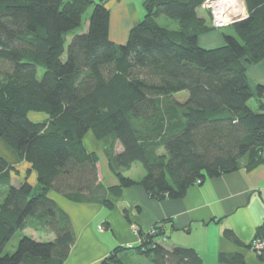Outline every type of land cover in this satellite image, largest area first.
I'll use <instances>...</instances> for the list:
<instances>
[{
  "label": "trees",
  "instance_id": "1",
  "mask_svg": "<svg viewBox=\"0 0 264 264\" xmlns=\"http://www.w3.org/2000/svg\"><path fill=\"white\" fill-rule=\"evenodd\" d=\"M205 1L144 0L142 19L116 44L102 0H0V141L36 176L35 187L26 179L15 187L0 156V264L68 257L74 233L50 191L110 209L107 193L117 199L140 186L152 200H176L207 179L264 163V87L254 94L246 80V65L264 62V0H243L246 18L211 49L197 41L213 30L198 14ZM162 17L176 28L160 25ZM30 113L44 117L34 121ZM88 132L116 186L101 185L99 156L83 143ZM136 164L138 181L125 175ZM166 223L137 231L139 246L117 247L100 264H122L126 250L152 264H202L193 249L158 242ZM26 229L53 240L23 236L5 253ZM252 241L264 242V222ZM246 248L264 264V245ZM219 258L245 264L238 254Z\"/></svg>",
  "mask_w": 264,
  "mask_h": 264
},
{
  "label": "crops",
  "instance_id": "2",
  "mask_svg": "<svg viewBox=\"0 0 264 264\" xmlns=\"http://www.w3.org/2000/svg\"><path fill=\"white\" fill-rule=\"evenodd\" d=\"M102 1L109 11L110 40L124 44L130 29L144 15L143 0ZM197 41L203 49L219 47L223 44L222 32L210 30L198 36ZM246 80L254 94L257 87H264V62L246 65ZM257 100L255 95L254 106ZM259 100L264 105V98ZM87 143L85 141L84 146L88 152H95L100 157L101 185L104 188L116 186L117 180L108 170L99 143L93 142L94 149L89 145L88 148ZM21 163L28 169L27 164ZM134 166L125 175L138 181L143 172L136 169L134 176ZM30 175L36 182L35 174ZM48 197L68 216L74 233V243L62 264H100L117 247L139 246L137 231L148 232L163 221L167 222L162 225L164 236L158 242L167 250L174 247L193 249L202 264H226L219 256L234 254L242 256L245 264H261L246 247L264 222V163L251 171L242 169L207 179L189 187L184 197L176 200H152L140 186L123 190L117 199L107 193L106 200L113 202L110 209L99 203H74L52 191L48 192ZM100 226L103 229L98 231ZM28 230L36 234L32 229ZM35 240L51 241L53 235H37ZM119 257L122 264H152L149 258L134 250L122 251Z\"/></svg>",
  "mask_w": 264,
  "mask_h": 264
},
{
  "label": "rangeland",
  "instance_id": "3",
  "mask_svg": "<svg viewBox=\"0 0 264 264\" xmlns=\"http://www.w3.org/2000/svg\"><path fill=\"white\" fill-rule=\"evenodd\" d=\"M144 1V0H143ZM143 4V2H142ZM244 5V4H243ZM198 13L200 15H202V17L204 19H206L207 23L209 22V25L210 27H212V20H211V15L209 13V11L207 9H204L202 6L201 8L198 10ZM241 16L239 17V19H237L236 21H234L235 23L236 22H239L243 19L246 18V11L245 9L243 8L242 12H241ZM244 13V14H243ZM89 15V13H87L84 18H87ZM158 23L162 26H167L171 29H175L176 28V24L175 22L171 21V20H168L164 17L160 18L158 20ZM230 24L228 26H225L223 28H220V29H214L212 27L213 30H216V31H221L222 33H225V34H230L231 31L228 29V27L230 25L233 24V22H229ZM223 29V30H222ZM41 75V74H40ZM183 97V95H181ZM181 99V97H178ZM262 98H264L262 96ZM253 108H255V106L253 105V102H251V104ZM44 117V115L42 114H37V113H30L29 114V118L31 120H34V121H38V120H41L42 118ZM85 141H87L88 143L86 144L87 147L89 148V146H91L93 149L96 148V146L94 145V137L88 132L85 134L84 138H83V142L85 144ZM89 145V146H88ZM99 146L101 147L102 149V146L99 144ZM116 150L119 151L120 150V147L117 146L116 147ZM103 152V151H102ZM98 155V154H97ZM103 155V154H102ZM0 156H4V158L6 159V161L10 164V166L12 167L13 169V172L11 173V176H12V184L17 187L19 185V182H21L23 179H26L28 183L31 184L32 187H35L36 186V182H35V178H33L30 174L32 173H28L27 174V169L25 168V165L22 164L20 161L17 160V158L14 156V154H12L8 148L5 146V144L0 141ZM102 159V158H101ZM99 160H100V157H99ZM101 166H102V163H101ZM135 168L133 169V174L135 176V174L137 173L136 169H138L139 171H142L141 167L139 166V164H136L134 166ZM137 167V168H136ZM137 175V174H136ZM32 182V183H31ZM197 185V184H196ZM103 229L102 226H100V228L98 227V231H101ZM27 231V232H26ZM40 236L39 233H36V234H33L31 233L30 230H24L23 232H17L12 238L11 240L8 242V244L6 245L4 251L5 253H12L14 252V250L16 249L17 245H18V242L19 240L21 239V237L23 236H28V237H32L33 239H35V236ZM253 242L252 241V246H253ZM252 252V251H251ZM254 253V252H253Z\"/></svg>",
  "mask_w": 264,
  "mask_h": 264
},
{
  "label": "built area",
  "instance_id": "4",
  "mask_svg": "<svg viewBox=\"0 0 264 264\" xmlns=\"http://www.w3.org/2000/svg\"><path fill=\"white\" fill-rule=\"evenodd\" d=\"M225 1V0H224ZM224 1L221 0H206L203 4L202 7L204 9H207L211 15V20H212V27L214 29H220L225 26H228L231 22L235 23L237 19L241 16V12L244 8V3L243 0H237L238 6L237 9L232 6V4L225 3ZM231 6V7H230ZM245 9V8H244ZM244 14V13H243ZM264 97V93H263ZM199 183V182H197ZM100 228V227H99ZM264 242L261 241H254L253 242V249L259 250L263 247Z\"/></svg>",
  "mask_w": 264,
  "mask_h": 264
},
{
  "label": "bare ground",
  "instance_id": "5",
  "mask_svg": "<svg viewBox=\"0 0 264 264\" xmlns=\"http://www.w3.org/2000/svg\"><path fill=\"white\" fill-rule=\"evenodd\" d=\"M221 1H224V0H221ZM237 0H225L224 2L227 3V5L232 4V6H234L235 9H237V6H238V2H236ZM231 7V6H230Z\"/></svg>",
  "mask_w": 264,
  "mask_h": 264
}]
</instances>
